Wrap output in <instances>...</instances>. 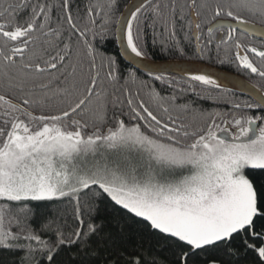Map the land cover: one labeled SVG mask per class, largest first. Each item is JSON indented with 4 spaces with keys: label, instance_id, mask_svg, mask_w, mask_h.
<instances>
[{
    "label": "snow or ice",
    "instance_id": "obj_1",
    "mask_svg": "<svg viewBox=\"0 0 264 264\" xmlns=\"http://www.w3.org/2000/svg\"><path fill=\"white\" fill-rule=\"evenodd\" d=\"M118 11L117 0H0V250L18 264H61L65 252L98 264L115 247L106 229L123 237L131 222L170 264H264V83L242 86L249 100H226L231 112H207L184 94L211 99L210 89L227 91L218 78L180 69L176 80L144 64L173 91L138 69L116 87L117 58L97 47L114 39L134 67L150 59V33L162 53L215 56L264 82V42L247 39L264 35V0H139ZM143 243L104 264H157ZM210 252L227 260L201 259Z\"/></svg>",
    "mask_w": 264,
    "mask_h": 264
},
{
    "label": "trees",
    "instance_id": "obj_2",
    "mask_svg": "<svg viewBox=\"0 0 264 264\" xmlns=\"http://www.w3.org/2000/svg\"><path fill=\"white\" fill-rule=\"evenodd\" d=\"M132 0H117L119 11L117 12V17L120 15L121 12L124 11L125 7L131 2ZM76 4L79 5L81 9H83L84 5L87 3V0H75ZM251 22H257L255 20ZM146 46L149 53L150 60L154 61H198L206 63L212 67L229 71L239 76H242L250 83H255L257 86H261L262 83L258 77L251 76L247 74L245 71L239 70L234 63L231 64H220L216 61L215 56H213L212 60L204 59H196L193 57L192 59L188 58H181L174 54H167L162 53L160 48L153 47L152 44V37L149 33L146 36ZM98 49L105 53L106 55L115 56L119 63L121 80L120 83L116 85V87H120L124 83V78L127 76L129 71L135 70L129 64H127L119 54L118 44L115 42L114 39L110 38L105 41H99L97 43ZM137 76L142 79L146 80L149 84L155 83V86L158 91H160L163 95H168L173 91V89H169L166 85H161L158 81L153 82L151 77L148 76L146 73H141L137 71ZM169 77H173L176 80H180L181 78L178 76L168 75ZM129 88L135 91L137 85L129 84ZM207 95L211 96V99H201L195 95H193L190 91L184 94V99L192 103L194 107L198 109H203L207 112H231L232 109L229 104L225 103L226 100H249L250 98L243 96L238 93H234L231 91H220L215 89H210ZM183 102V101H182ZM112 111L109 110V120H111ZM250 115H254L257 112V109L250 110ZM126 119V117H125ZM113 215H118L117 213H109L105 219L110 220ZM111 232L113 240L115 242V247L109 244L106 248L101 250L100 256L97 258L98 264H104L106 258L109 256H117L119 254V250L123 249L125 251H134L137 249V246L140 244L141 240L143 239V251L146 257L149 260L153 258L157 261V264H170L171 255L170 252L164 250L159 244L155 242V240L149 241L147 238L146 233H142L139 231V226L131 223L126 222L124 225V236L121 237L118 235V229L109 226L106 229V233ZM70 254L65 252L62 253L61 257L59 258L61 264H71L69 259ZM215 257L218 260H227V257L219 255L214 252H210L206 254V257H202L201 259L207 258L211 259ZM19 257L16 254L10 253L6 250H0V264H18ZM229 264H252L251 256L245 257L241 255L238 259H234L229 262Z\"/></svg>",
    "mask_w": 264,
    "mask_h": 264
},
{
    "label": "water",
    "instance_id": "obj_3",
    "mask_svg": "<svg viewBox=\"0 0 264 264\" xmlns=\"http://www.w3.org/2000/svg\"><path fill=\"white\" fill-rule=\"evenodd\" d=\"M139 0H133L131 1L127 7L129 8L133 3H138ZM124 9V10H125ZM124 12V11H123ZM251 27H255L256 29H260L261 27L259 26H255L250 24V28ZM248 35H250L251 37H256L258 39H264V35H261V33L259 31L257 32H249ZM119 49V46H118ZM122 57V56H121ZM122 59L130 65L129 61L125 58L122 57ZM144 64H147L149 67H158V68H162L165 69V75H172V76H178V77H182L187 75V73H182L180 71V69H188L189 71H199L205 74H208L214 78H218L220 83L223 84L228 91L234 92V93H238L241 94L243 96H246L248 98H250L248 92L246 89H243L242 86L244 85H250L252 83H250L248 80H246L245 78H243L242 76H239L237 74H234L232 72L229 71H225V70H221L215 67H212L206 63L203 62H198V61H181V60H175V61H154V60H146L141 62V64L136 65V66H131L134 69H138V71L143 72V73H147L145 68H144Z\"/></svg>",
    "mask_w": 264,
    "mask_h": 264
},
{
    "label": "flooded vegetation",
    "instance_id": "obj_4",
    "mask_svg": "<svg viewBox=\"0 0 264 264\" xmlns=\"http://www.w3.org/2000/svg\"><path fill=\"white\" fill-rule=\"evenodd\" d=\"M250 24L261 27V25L258 22H251ZM247 39L254 42L257 45V47L260 46L261 42H264V39H258L256 37H251L250 35H247ZM253 59H257V58L253 57ZM249 114H250V112H249ZM259 114H260L259 110H257V112L254 113V115H259Z\"/></svg>",
    "mask_w": 264,
    "mask_h": 264
},
{
    "label": "bare ground",
    "instance_id": "obj_5",
    "mask_svg": "<svg viewBox=\"0 0 264 264\" xmlns=\"http://www.w3.org/2000/svg\"><path fill=\"white\" fill-rule=\"evenodd\" d=\"M132 1H133V0H132ZM126 7H127V6H126ZM126 7H125V8H126ZM135 70H136V69H135ZM139 72H140V71H139ZM141 73H143V72H141ZM146 74H147V73H146ZM180 78H181V77H180Z\"/></svg>",
    "mask_w": 264,
    "mask_h": 264
}]
</instances>
